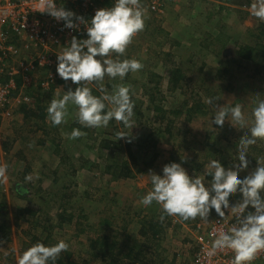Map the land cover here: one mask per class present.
Instances as JSON below:
<instances>
[{
    "label": "rangeland",
    "instance_id": "1",
    "mask_svg": "<svg viewBox=\"0 0 264 264\" xmlns=\"http://www.w3.org/2000/svg\"><path fill=\"white\" fill-rule=\"evenodd\" d=\"M161 2L164 12L156 14L142 0L147 8L145 28L127 47L125 54L119 56L121 60H138L143 68L129 73L123 81L107 76L103 81L109 93L118 84L130 86L135 103L131 127H125L115 119L106 128L84 127L78 123V109L74 105H69L66 122L53 126L48 118V103L53 98H60L70 87L53 93L33 90L37 95L35 103L45 108V121L37 116L40 110H33L34 116H25L18 111V106L12 118L0 117V165L7 169L6 178L0 177V217L5 214L1 210L4 204L7 215L3 220L12 224L11 241L0 245V264H18L23 252L35 243L45 244L43 239L47 235L50 236L47 246L59 240L68 243V250L61 255L65 263L103 264L99 257L91 254L89 241L104 235L103 231L108 233V228L97 222L100 209L113 193L123 188L122 195L140 199L144 191L146 195L152 187L148 174L162 175L163 167L173 162L182 164L190 176L203 175L205 183L211 181L206 175V165L211 160H219L226 170H235L234 166L239 164V126L235 128L226 121L221 128L213 124L212 119L216 111L214 105L230 107L240 103L245 119L249 121L246 129H250L252 110L264 100V75L256 74L254 64L243 61L238 54L239 47L254 44L253 33L264 23L251 14L248 4L254 0ZM112 58L116 59L117 55L113 54ZM220 68L229 70L226 77L224 74L218 76ZM71 85L75 90L77 85ZM88 87L101 95L98 84H88ZM209 98L213 100L212 105L207 103ZM199 100L204 105L202 115L195 113L189 120L186 111ZM155 106L162 107L169 115L159 114ZM167 127L171 128L172 135L166 131ZM76 128L85 134L70 139ZM57 133L63 137L64 157L68 161L64 169L58 171L61 183L54 185L53 171L60 161ZM120 134L129 137L120 138ZM104 140L114 141V145L122 143L123 149L106 150L101 146ZM263 144L264 139H258L254 147L249 146L247 159L250 163L248 169L240 173L241 179L259 166L253 158H259L257 160L264 165ZM5 145L10 151L8 154L4 151ZM127 147H131L136 159L131 162L136 178L115 181L105 173L104 165L109 163V156L129 160ZM175 150L176 160L171 159ZM18 151H22L25 158L15 157ZM28 165L31 168L26 172ZM71 168H77V171L71 173ZM28 176L32 179L27 180ZM62 187L67 196L60 211L55 205L59 203L51 199L50 192ZM106 193L110 198L108 201L103 197ZM240 200L242 195L234 194L230 205ZM19 209L26 212L37 209L35 215H41L38 218L20 217ZM13 211L17 216H12ZM58 211L63 219H58ZM88 216L90 224L84 219ZM215 217L214 210L207 221L197 217L190 223H183L175 217L178 225L167 229L160 241L164 264H195V240L202 233L198 225L201 224L204 230ZM80 221L81 224H76ZM121 249L123 252L129 250L127 245H119L120 255Z\"/></svg>",
    "mask_w": 264,
    "mask_h": 264
},
{
    "label": "clouds",
    "instance_id": "2",
    "mask_svg": "<svg viewBox=\"0 0 264 264\" xmlns=\"http://www.w3.org/2000/svg\"><path fill=\"white\" fill-rule=\"evenodd\" d=\"M42 3L45 13L58 22L63 21L65 28L78 30L83 24L87 29V39L73 36L57 55L59 77L77 87L75 90L70 87L60 98H53L48 103V118L53 126L65 123L69 105H74L78 109V123L84 127L106 128L113 119L131 127L135 103L130 86L121 83L109 93L103 81L106 76L123 81L129 73L143 68L136 59H119L133 38L145 28L147 8L142 0H114L112 7L96 10L90 20L65 7H58L54 0H42ZM251 14L264 22V0H254ZM113 54L117 55L116 59L112 58ZM88 84H98L101 95H94ZM207 103L212 105L213 100L209 98ZM214 107L213 124L222 128L226 121H230L235 128L237 125L240 129L248 127L249 121L245 119L240 103L231 107L216 104ZM251 124L250 135H245L239 142V164L234 166L235 170H226L219 160L213 159L206 165V175L211 181L205 183L203 175L190 176L182 164L173 162L163 167L162 175L148 174L152 187L140 200L143 206H150L153 202L160 204L168 216H178L185 221L197 217L207 221L213 210L221 218L226 212L235 215L237 223L215 236L209 252L211 255L230 250L234 253L233 264H251L257 254L264 251V165L258 161L259 166L254 171L240 178V173L249 167V146L264 139V100L253 108ZM84 134L76 128L69 138L77 139ZM123 137L129 136L120 134V138ZM6 170V166L0 165V177L6 178ZM237 193L242 195V200L230 205V199ZM249 208L254 211H248ZM68 247L64 240L48 246L35 243L23 252L18 264H55Z\"/></svg>",
    "mask_w": 264,
    "mask_h": 264
},
{
    "label": "built area",
    "instance_id": "3",
    "mask_svg": "<svg viewBox=\"0 0 264 264\" xmlns=\"http://www.w3.org/2000/svg\"><path fill=\"white\" fill-rule=\"evenodd\" d=\"M105 1L54 0V3L90 20L96 10L105 8ZM143 1L150 11L164 12L161 0ZM73 36L87 39L86 26L80 24L78 30L65 28L63 21L58 22L45 13L42 0H0V112L4 119L12 118L18 105L31 101L28 89L40 86L43 91L52 92L62 88L65 81L56 71L57 55ZM235 223L236 216L226 212L225 217L217 216L209 221L204 230L198 225L202 233L195 240V264H233L232 251L211 255L209 252L215 236ZM263 262L264 251H260L251 264Z\"/></svg>",
    "mask_w": 264,
    "mask_h": 264
},
{
    "label": "trees",
    "instance_id": "4",
    "mask_svg": "<svg viewBox=\"0 0 264 264\" xmlns=\"http://www.w3.org/2000/svg\"><path fill=\"white\" fill-rule=\"evenodd\" d=\"M109 1L112 0H106L105 3H109ZM251 2V1H250ZM249 2L248 6L251 5ZM244 5H246L244 3ZM257 28L258 30L254 31L253 35L256 37V41L253 45H244L239 47L238 54L240 56V59H242L245 62H252L255 66L254 72L258 75H264V23L260 24ZM82 37V36H81ZM79 37V39H81ZM217 72L219 73V77H222L221 74L226 75L229 73L228 69H218ZM223 77V78H224ZM264 78V76H263ZM176 85V84H173ZM70 86V85H66ZM34 89H28L26 92L31 98L30 102H23L22 104L18 105V111L23 112L25 116H34L32 113L33 110H40L41 113L37 116L42 121H45V118L47 117L46 113H44L45 108L38 106L37 103L34 101V97L37 96L34 94ZM37 90V88H36ZM53 91V90H52ZM93 94L96 96H100L97 94L96 91H93ZM37 101V100H36ZM33 104H35V108H32ZM233 103L231 106H234ZM202 101H196L195 104H192L188 110L186 111V115H189L188 119L191 120L194 117V114L197 113V115H202V108H203ZM230 106V107H231ZM16 109V110H17ZM16 110L14 112H16ZM155 110L158 111L159 114L169 115L168 111H165L160 106H155ZM1 111V110H0ZM30 111V112H28ZM0 117H2L0 112ZM3 118V117H2ZM1 119V118H0ZM47 119V118H46ZM171 128L167 127L166 131L171 134ZM240 129V128H238ZM246 129V128H245ZM241 133L237 135V139L239 142L244 138L245 135H250L248 133L249 129H240ZM236 133V131H234ZM62 135L60 133L55 134L56 143L59 148V155H60V161L56 167V169L53 171L54 179L53 184L58 185L60 184V180L62 179L59 176V169H64L66 165L67 158L64 157L65 155V149L62 144L63 139ZM114 141H107L104 140L101 143V146H103L106 150L113 151L114 149H123L120 147L122 146V143L120 144H113ZM250 147H254V145H251ZM264 147V144H263ZM7 150V151H6ZM127 154L129 156V160H123L122 157H112L109 156V163H106L104 165L105 173L109 174L113 180L115 181H133L136 178L135 174V168L134 165L131 163L132 161L135 162V156L131 149V147H127ZM5 153L10 152L6 145L4 146ZM261 154L264 157V148L261 149ZM176 150L171 154V159L174 158L176 160ZM15 157L25 158V155L22 156V151H18L16 153ZM259 158H253L254 162H258ZM108 162V161H107ZM152 167V164L149 165ZM31 166H27L25 168V171L29 172ZM70 167H68L69 169ZM61 169V170H62ZM200 170V168L198 167ZM46 173L47 171L43 169ZM77 171V168H71L69 172L74 173ZM57 174V175H56ZM38 182H41L38 180ZM126 184V183H125ZM125 186V185H123ZM120 191H117L111 195V199L108 197L107 193L103 195L104 199L107 202L105 207L103 209H100V216L98 217V224H101L108 228V233L102 232L104 235H99V237H96L95 239H90L89 245H90V251L91 254L95 257H99L101 262L103 264H164L165 259L162 258V253H160L161 245L160 241L163 239V235L166 234L167 229L170 227H176L178 225L177 220H174L175 217L178 216H168L166 213L163 212L162 206L160 204H157L153 202L150 206H143L140 203L141 197L145 195V191L143 193V196H140V199L137 197L136 199L129 196L122 195L125 190L123 188L119 189ZM41 192V190H39ZM51 193V199L54 200V202H58L59 205L55 204L60 211H62L63 205L65 204V195L67 196L66 191L64 192V187L57 188ZM50 195V194H49ZM5 203V202H4ZM230 203V201H229ZM233 205V204H232ZM2 211L5 212L4 215H7L6 213V205H1ZM33 207V206H31ZM41 210V209H40ZM57 212L58 219H63L64 216L62 213ZM37 209H31L29 211H23V209H19V215L20 217H34L38 218L40 215L37 214ZM4 215L0 217V245L2 243H8L11 241V224L7 221H4ZM43 216V214H42ZM163 216V218H161ZM90 217H85V221L90 224ZM179 218V217H178ZM179 220L183 223H190L192 219H189L187 221L183 220L182 218H179ZM76 224H81L80 222H77ZM173 224V225H172ZM96 225V226H97ZM95 229V228H94ZM134 234V235H132ZM50 238L49 235L45 237V245L47 246L48 239ZM34 240H37V238H33ZM119 245H127L128 246V252H123V250H119L122 255L117 251L119 248ZM32 246V245H31ZM29 246L28 248H30ZM71 254L69 255V257ZM55 264H67L65 261H63V258L60 257L55 262Z\"/></svg>",
    "mask_w": 264,
    "mask_h": 264
},
{
    "label": "crops",
    "instance_id": "5",
    "mask_svg": "<svg viewBox=\"0 0 264 264\" xmlns=\"http://www.w3.org/2000/svg\"><path fill=\"white\" fill-rule=\"evenodd\" d=\"M145 3V6L149 9V7H148V4H147V2H144ZM113 4H114V0H112V1H109V3H108V5H107V3H105V8H108V7H112L113 6ZM165 9H166V7H165ZM41 74H43V73H41ZM43 76H45L46 77V75L44 74ZM45 77H43V78H45ZM70 84H66V82H64L63 84L65 85H63L62 86V88H64V87H72L73 85H71V81H68ZM66 85H70V86H66ZM62 88H60V89H62ZM36 89V88H35ZM60 89H58V90H60ZM58 90H54V92H57ZM37 91H41L42 93H50V92H47V91H43L42 89H41V87L39 86L38 88H37ZM51 93H53V91L51 92ZM16 211H13L12 213H13V217L14 216H17L16 215V213H15ZM11 224V223H10ZM11 230H12V224H11ZM13 233H14V231H13ZM132 235H134V234H132Z\"/></svg>",
    "mask_w": 264,
    "mask_h": 264
}]
</instances>
